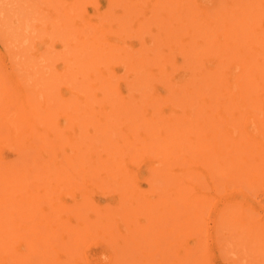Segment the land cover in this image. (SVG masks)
I'll return each mask as SVG.
<instances>
[{"label":"bare ground","instance_id":"1","mask_svg":"<svg viewBox=\"0 0 264 264\" xmlns=\"http://www.w3.org/2000/svg\"><path fill=\"white\" fill-rule=\"evenodd\" d=\"M56 1L39 16L59 53L23 72L65 86L0 80V264H192L210 203L264 264V221L230 186L264 189V0Z\"/></svg>","mask_w":264,"mask_h":264},{"label":"rangeland","instance_id":"2","mask_svg":"<svg viewBox=\"0 0 264 264\" xmlns=\"http://www.w3.org/2000/svg\"><path fill=\"white\" fill-rule=\"evenodd\" d=\"M32 1L33 2H35V3H32ZM39 1V2H38ZM53 2H51V0H0V80H3L4 81V85H5V87L7 88L8 87V83H7V81L4 79V77H3V75H4V73L5 74H8V75H11L12 73H13V75L15 76V77H19L18 79H17V81L18 80H20V81H23L22 80V78L24 77V82L22 83V85H24V86H29L28 87V89H26L27 90V92H32L31 94H33L34 93V95L36 94V86H37V84H43L44 85V82L46 81L47 83H45V85L46 84H48V85H46V87L44 88V89H49V88H53V89H55V91H57L58 89H57V87L59 86V84L61 85V83H52L53 82V69H52V65H50L51 67L50 68H47V66L45 67V68H40V67H38V69L39 70H41V69H43V71L44 70H47V72L46 73H44V74H41L42 73V71H41V73H40V71H37L36 72V70H35V72H34V70L32 71L35 75L39 72V74H37L38 75V77H40V78H38L37 77V75L35 76V75H33V73H32V75L31 76H35L34 78L32 77L31 78V80H29L30 78L28 77L29 75L26 73L25 74V72H27V71H30L34 66H37V58L39 57V59L43 56V55H45V58L46 57H48V56H51V55H53V54H55V52L58 54L59 53V50H52L51 52L52 53H50V51L48 52L47 50H46V48H45V46L43 45L42 46V44H41V40H42V38L44 37V35H41V34H43V32H44V30H45V28H43V24H45V23H43V21L44 20H41V18L43 17V16H39L40 15V13H42L41 15H43V11H40V10H45L46 8H50L52 11H53V9H54V11H53V14H58V15H62V14H60V11H61V9L59 10V7L57 8L56 6H57V1L56 0H52ZM29 2H30V4H29ZM39 4H38V3ZM28 3V4H27ZM46 3H48V6H47V4ZM55 3V4H54ZM34 4V5H33ZM27 5V6H26ZM37 5H38V7H37ZM26 6V7H25ZM29 6H31V7H29ZM52 6V7H51ZM53 6H55V7H53ZM61 6H62V3H61ZM36 7V8H35ZM37 9V10H36ZM28 10H30L29 11V13H26V12H28ZM36 10V11H35ZM39 12V14H38V12ZM34 12V13H33ZM36 12V13H35ZM33 13V14H32ZM24 14H26V15H24ZM29 14V15H28ZM37 14V16H38V18H36L37 16H35ZM32 15H34V17H35V19H33L34 17L32 16ZM54 15V17H55V19L53 20L52 19V21H55L56 19H57V17ZM30 18V19H26V18H28V17ZM53 17V18H54ZM61 17V16H60ZM31 19H33V20H31ZM39 20V21H38ZM67 20V19H66ZM38 21V22H37ZM26 22H28V25H27V23ZM33 22H35L34 24H33ZM40 22V23H39ZM30 23H32V24H30ZM42 23V24H41ZM56 23H57V21H56ZM26 24V25H25ZM33 25V26H32ZM34 25H35V28H32V27H34ZM26 26H28L29 28H30V31L29 30H27V28L28 27H25ZM32 26V27H31ZM42 26V27H41ZM40 29H39V28ZM45 27V26H44ZM44 29V30H43ZM81 29V28H80ZM35 32H34V31ZM43 30V31H42ZM82 30V29H81ZM37 32V33H36ZM41 32V33H40ZM29 33V34H28ZM31 34H34V35H31ZM41 36V37H40ZM32 37V38H31ZM39 38H41V39H39ZM129 39V38H128ZM27 42H26V41ZM31 40H33V42H34V44H31L32 42H31ZM23 42H25V44H22ZM40 43V44H39ZM27 48V49H26ZM34 48V49H33ZM56 48V47H55ZM30 49H31V51H30ZM42 49H43V52H42ZM25 50V51H24ZM34 50V51H33ZM41 51V52H40ZM27 53V54H26ZM45 53V54H44ZM48 53H50L48 56H46V54H48ZM30 55V57H32V58H30L29 56H27V55ZM42 55V56H41ZM29 57L28 59H29V61L31 62L30 64H29V62L27 63V58L26 57ZM35 58V59H34ZM32 59V60H31ZM47 59V58H46ZM51 60H54V59H52L51 58ZM51 60H50V63H51ZM55 61V60H54ZM54 61H52V62H54ZM36 63V64H34V63ZM116 63H118V59L115 61ZM20 63V64H19ZM24 63H26V64H24ZM17 64V65H16ZM33 64V65H32ZM16 65V66H15ZM30 65H32L33 67L31 68L30 67ZM27 66V67H26ZM22 67V68H21ZM25 67V70H23V68ZM19 68H21L20 70H19ZM28 68V70H26ZM29 68H31V69H29ZM35 68V67H34ZM47 68V69H46ZM50 70V74L48 73L49 72V70ZM52 70V71H51ZM23 71H25V72H23ZM3 72V73H2ZM15 72V73H14ZM56 73H57V75H58V72L57 71H55ZM56 73H55V75H56ZM16 74H17V76H16ZM7 75V76H8ZM41 75H42V77H41ZM56 75V76H57ZM60 75V74H59ZM58 75V76H59ZM26 76V77H25ZM27 77L29 78V79H27ZM45 80H43V79ZM39 79H42V80H39ZM43 82V83H42ZM64 82H66V81H64ZM30 83H34L33 84V86L32 87H30L31 86V84ZM51 83V84H50ZM28 84H30V85H28ZM36 84V85H35ZM67 84L69 85L70 83H68L67 82ZM66 84V85H67ZM53 85V86H52ZM67 85V86H68ZM61 86H65L64 85V83H62V85ZM60 87V86H59ZM69 87V86H68ZM30 88V89H29ZM34 88V89H33ZM57 89V90H56ZM60 89V88H59ZM62 89V88H61ZM62 92H64L63 94H65L66 93V97H69V93H67V92H65V89H63V91ZM62 94V95H63ZM60 96H61V94H60ZM57 98H59V97H57ZM61 129H63V132H62V134H61V132H60V135L62 136H66L64 139H62L63 141H67V140H69L68 139V136L72 133V132H70L69 134L67 133V131H66V129H64V128H61ZM36 131H34V132H31V134H37V132L35 133ZM38 133H39V131H38ZM41 133V132H40ZM27 134V133H26ZM93 138H94V136H92ZM23 138V137H22ZM22 138H19L20 140L22 139ZM63 138V137H62ZM24 139V138H23ZM86 140V139H85ZM95 141V138L94 139H92V140H90L91 142L92 141ZM90 141H88V144H90L89 142ZM93 141V142H94ZM33 142V141H32ZM86 142V141H85ZM92 142V144H94ZM91 144V145H92ZM23 156V155H22ZM71 172H72V170H71ZM227 172V171H226ZM64 174V173H63ZM226 180V177H223L222 175H221V173H219L218 174V181H212L213 182V184L216 186V188H217V191H215L214 190V187L215 186H213L212 188L210 187V186H208L209 188L207 189V191L208 192H210V193H212V194H217V192L218 193H221V194H223V196H224V194L225 193H227V195H228V192H226V191H223L222 189H223V187H224V184H222L221 183V181H225ZM230 186H239V187H241L243 190H245L246 191V193L249 195V198H250V200H251V203H252V207H253V213H255L256 214V218L258 219V220H260V221H264V189H260L258 186H256V184H253V185H242L241 186V183L240 184H237V182H234V181H232L231 183H230ZM207 195H209L208 193H207ZM210 196H212V195H210ZM225 198V199H224ZM226 196H224L223 197V199L222 200H224V201H226ZM221 201V200H220ZM222 202V201H221ZM43 206H45V203H43ZM212 206H214V204H212V203H210V205H209V207L207 208V210H205V212H206V214H205V216L206 217H208L207 218V220H205V228H207L206 229V231L204 230V229H199V232L201 231V233L203 234V235H201V237H202V239H203V245H207V247H205V246H201V248H200V251L202 250V248L203 247H205V248H207L206 250L207 251H205L204 250V248H203V250L205 251H202V252H200V251H198V252H200L199 254H197V256L196 255H194V254H196V253H198L197 251H196V253H194V254H192V252L189 254V255H194L193 256V258H195V256L197 257V258H199V256H200V254H201V257L199 258V260L198 259H196V260H194V263L192 262V260H191V262H192V264H196V262L197 263H199V261L201 262L202 261V259H203V262L204 263H207V261H206V259L208 260L209 258V262L207 263V264H250V262H254V259L252 260V254L253 253H255V250H254V247H247V250L245 249V247H244V244H243V242L242 241H240V239H239V241L237 240L238 239V237L236 238V236H230L229 235V233H227V231L223 228V229H218V232H217V234H216V231H215V229H214V222H212V217H213V213H211L208 209H210ZM215 214V213H214ZM22 226V225H21ZM208 226H209V228H208ZM212 227V228H211ZM220 228V227H219ZM208 229H211V230H208ZM204 230V231H203ZM209 231V232H208ZM223 231V232H222ZM205 232V233H204ZM222 232V233H221ZM220 233V234H219ZM207 234V235H206ZM228 235H229V238H228ZM215 236L216 237H218V240H216L217 238H215ZM211 237V238H210ZM231 239V240H230ZM213 240V241H212ZM206 241V242H205ZM210 241V242H209ZM219 245V246H218ZM253 246V245H252ZM255 246V245H254ZM97 249V250H96ZM93 248L92 249V252H98V251H100V246H97V248ZM250 249V250H249ZM256 249V248H255ZM235 250V251H234ZM238 250V251H237ZM241 250H243V251H241ZM251 251H252V253H251ZM254 251V252H253ZM234 253V255H233V253ZM249 252V253H248ZM205 253V254H204ZM243 253H246L245 255L246 256H248V257H246ZM250 253H251V255H250ZM53 253H51V255H52ZM56 255V254H55ZM191 255V256H192ZM209 257H207V256ZM175 256H177L178 258H179V256L181 257L180 259H178L177 257V259L175 258ZM175 256H170V259L168 260L169 262V264H176V262H177V264H182V262H180L181 260H182V258H183V255H175ZM53 258H56L54 255L52 256ZM203 257V258H202ZM212 257V258H211ZM235 257H237V259L235 258ZM249 257H251V259H248ZM171 258H172V261H171ZM174 258V259H173ZM202 258V259H201ZM240 258V259H239ZM201 259V260H200ZM205 259V260H204ZM246 259V260H245ZM184 260V259H183ZM186 261V259L183 261V262H185ZM196 261V262H195ZM212 261V262H211ZM235 261H236V263H235ZM241 261V262H240ZM173 262V263H172ZM190 262V263H191ZM167 263V264H168ZM188 263H189V261H188ZM203 264V263H202Z\"/></svg>","mask_w":264,"mask_h":264}]
</instances>
